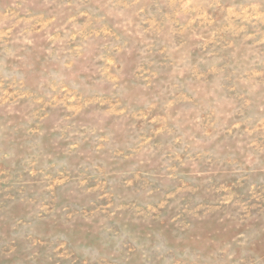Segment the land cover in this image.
Masks as SVG:
<instances>
[{
	"label": "rangeland",
	"instance_id": "obj_1",
	"mask_svg": "<svg viewBox=\"0 0 264 264\" xmlns=\"http://www.w3.org/2000/svg\"><path fill=\"white\" fill-rule=\"evenodd\" d=\"M0 264H264V0H0Z\"/></svg>",
	"mask_w": 264,
	"mask_h": 264
}]
</instances>
